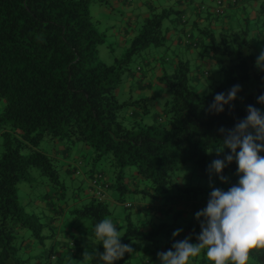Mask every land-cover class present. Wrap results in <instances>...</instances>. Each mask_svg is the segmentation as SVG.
Listing matches in <instances>:
<instances>
[{
	"label": "trees",
	"instance_id": "obj_1",
	"mask_svg": "<svg viewBox=\"0 0 264 264\" xmlns=\"http://www.w3.org/2000/svg\"><path fill=\"white\" fill-rule=\"evenodd\" d=\"M89 1L0 0V99L3 103L0 124H5L0 150V264H29V255L19 253L25 244L19 231H27L32 239L40 242L46 237L40 215L25 208L16 185L20 180H31L30 166H36L50 181H58L54 157L37 148L43 135L77 139L90 145L93 161L105 157L109 162L113 176L110 187L120 194L124 190L144 193L147 187H156L161 195L168 194L171 204H176L175 199L185 200L181 208L172 205L174 210L169 223L154 219L153 215L139 217L134 222L125 215L122 244L132 247L144 240L155 246L163 233V244L170 250L175 242L186 238L185 231L190 230L191 222L197 224L195 213L203 206L200 205L202 199L193 195L195 192L176 194L172 198L167 189L175 182L168 173L189 164L204 173L209 163V149L220 146L223 139L219 129L234 128L247 116L248 105L264 109V105L257 103V98L264 94V67L256 64V53L246 38V30L220 31L217 36L209 30H201L200 55H203V46L205 54L222 72V80L211 92L200 94L188 84V62L176 58L169 71L158 76L169 92L164 103V123L142 121L141 114L146 112L145 97L119 99L117 85L134 54L149 44L165 42L168 35L162 19L170 10L160 8L143 16L124 52L105 63L97 56V44L104 40V33L91 19ZM259 8L264 11V0L260 1ZM213 12L221 14L214 9ZM184 42L197 45V39L191 37ZM249 79H253V88L245 91L242 87L237 94L241 103L235 100L231 111L227 105L220 114L208 111L217 93H226ZM130 105L140 111L120 112ZM124 117L127 123L123 122ZM226 153H230V149H225L219 158ZM125 165H133L134 178L148 182L149 186L137 188L133 180L128 184L123 172ZM232 166L237 168L238 165L233 161ZM183 189L188 191L189 187ZM88 195L86 202L69 208L68 213L86 218L85 232L95 238V224L109 218L111 211L105 198ZM190 195L193 196L190 198ZM117 199L122 200L121 196ZM125 202L124 206L131 205ZM183 214L184 219L179 218L186 223L178 225L176 219ZM57 215L56 219L60 214ZM197 225L200 228V224ZM177 229L182 231L173 237L172 232ZM200 231L190 236L191 243L197 242ZM99 244L97 241L95 249L102 253L104 249ZM68 247L69 255L63 259L66 262L78 255V247L72 241L68 242ZM52 250L50 248L48 257ZM62 258L58 256L59 260ZM132 258V252L126 253L114 264H132ZM156 259L155 255L148 254L140 264ZM191 262L210 264L203 254L192 258L190 264H193ZM85 264L104 262L97 256ZM250 264H264V252L253 253Z\"/></svg>",
	"mask_w": 264,
	"mask_h": 264
},
{
	"label": "rangeland",
	"instance_id": "obj_2",
	"mask_svg": "<svg viewBox=\"0 0 264 264\" xmlns=\"http://www.w3.org/2000/svg\"><path fill=\"white\" fill-rule=\"evenodd\" d=\"M200 1L204 3V5L216 6V0ZM260 1L261 0H245L243 6L237 3L238 5H236L235 8L229 10V12L226 11V13L229 14L228 16L224 14V9L221 14H215L212 11V13L215 14L211 15V18L215 21L214 24L208 23V19H206L205 21L198 22L191 30L195 35H199L201 39H203V34L200 32L201 30H209L217 36L220 31L244 29L246 30V38L253 46L256 57H258L259 54L264 51V11L259 8ZM149 4L155 5L156 8L158 7L157 10H159L162 6L172 4V1L121 0L112 8L110 7V0L89 1L88 11L91 19L96 28L104 33V40L97 44V56L100 60L105 63H110L113 61L114 57H119L124 52L129 39L136 33L141 19L150 12L148 11L144 14ZM170 16H174V13H171ZM162 26L167 28L168 37L165 42L159 45L149 44L138 53L134 54L128 63V69L122 74L121 81L117 85L116 90L119 99H132L140 96L145 97L144 104L146 112L141 114V119L148 123L154 121L164 123V103L169 98V92L165 86L159 82L158 76L163 71H169L171 64L176 59V54L183 58L178 52L174 54L177 50L175 49V45L171 42L173 38L172 31L183 37L185 33L183 31L185 27H183V22H178L176 20L172 21L165 16L162 19ZM172 27H175V29L171 30ZM201 48L203 55L198 80L191 79L193 74L196 75L198 73L196 70L192 69V62L188 59L190 64L188 70V84L196 89L198 93L205 94L211 92L213 87L222 80V72L205 54L206 52L203 46H201ZM253 85V79L241 83V87H243L245 91L251 90ZM141 87L145 89L140 90ZM236 102L241 103V98L238 97ZM2 105L3 103L0 99V110ZM130 110L140 111L136 106L130 105L122 108L120 112L123 114ZM261 112H264V109H262ZM158 117H161V119L159 120ZM123 122L127 123V117H124ZM4 128L5 124H0V150L2 148L1 131ZM217 147L219 146H213L209 149V163L204 173H201L191 164L168 173L172 181L175 182L167 189V192L172 198L176 194H185L188 192L192 194L195 192L193 195L197 197V199H202V202H204L203 206H207L212 187L225 190L229 184L238 183L239 176L236 174L238 166L234 168L232 163L224 168L222 173L224 176L228 177V183H222L218 176L214 174L210 177L208 168L211 163L215 159H224V157L219 158V156L216 155L215 149ZM37 148L54 157L58 181H50V179L42 174L36 166H30L28 169L31 180H20L16 184L18 197L24 203L27 210H33L40 215L41 221L45 224L43 231L46 234L42 242L33 239L30 248L26 249V246H23L19 253L23 256L29 255V264H33L35 260L41 264H85L86 262H82L83 253L86 249L91 251L92 247L96 246L97 240L85 232L86 226L88 225L87 219L78 215L69 214L68 209L75 205L82 204L88 199L89 183L86 179L87 174L102 170L109 181H113L112 168L105 157L93 161L91 159L93 153L92 147L77 139L68 140L67 138L51 137L45 134L40 139ZM260 155L264 156V152L260 153ZM67 164L71 167L70 173L65 170ZM123 172L128 184L133 180L137 182V188L149 186L148 182L138 181L134 178L135 167L133 165H125L123 167ZM210 179L212 187L209 186ZM190 186L199 187L200 189L194 191ZM183 187H189V190H184ZM109 190L111 191V197H105L111 211L109 219L113 221L121 234L125 223V215H128L131 220L135 222L137 218L140 217L139 215L146 214L149 216L152 210L163 211L165 210V203L168 198V194L161 195L159 189L156 187H147L144 193L124 190L120 194L119 191L113 187H110ZM193 195H190V198ZM118 196H121L122 200H118ZM154 196L158 197L154 199ZM27 197H34L32 202H35L37 206H34L33 203L30 204L31 202L25 204L27 202ZM38 200L45 205L47 203L46 207L43 206L40 208L43 203L38 205ZM167 200H170V198ZM125 201L130 202L131 205L124 206ZM167 203H169V201ZM137 205L140 206L141 213L139 212V215L136 210ZM172 205L175 204H171V208ZM29 206H32V208ZM50 207H53L51 210V218L55 219L51 222H47L50 215ZM57 214L60 215L58 216ZM171 214L172 212H169L165 216V213H162L160 218L169 223L172 218ZM56 215L58 216V229H60L63 234L67 232L64 237L65 241H72L73 245L78 247L77 257L68 260V262L58 259L60 255L57 250L58 247L55 242H53L54 246L51 244L56 234ZM167 216L170 217V219H167ZM179 217L184 219L185 214L177 217L176 222L178 225L186 223ZM191 224L190 230L185 231L186 237L191 236L200 229L197 225L200 224L199 221L197 224L196 222H191ZM183 229H185V227ZM51 230L55 231L53 235H51ZM164 240L165 234L161 233L157 238V243L164 242ZM89 241L95 245L89 244ZM152 245H154L153 242L150 243L144 240L136 242L132 246L133 258L137 260L144 254L148 255V249ZM50 248L56 253V259H53L54 256L51 260L49 259L48 252ZM132 259L130 260L132 261Z\"/></svg>",
	"mask_w": 264,
	"mask_h": 264
},
{
	"label": "clouds",
	"instance_id": "obj_3",
	"mask_svg": "<svg viewBox=\"0 0 264 264\" xmlns=\"http://www.w3.org/2000/svg\"><path fill=\"white\" fill-rule=\"evenodd\" d=\"M256 64L264 67V51L257 57ZM241 90V85L236 84L226 93H217L208 111L220 114L226 105L231 111ZM257 103L264 105V94L257 98ZM219 131L223 139L215 149L216 155L220 156L225 149H230V153H226L224 159H215L211 163L209 175L214 174L222 183H228V177L222 173L235 161L238 183L224 191L212 187L210 179L212 191L207 206L195 213L201 229L197 242L191 243L190 236L175 242L170 250L157 254L160 264H190L192 258L201 254L210 264H250L253 253L264 252V156L260 155L264 152V112L248 105L247 116L234 128H221ZM181 231L175 230L173 237L179 236ZM94 235L104 251L98 252L95 247L91 251L86 249L82 262L98 256L104 264H114L126 253L133 252L130 245L121 243L123 236L109 218L95 224ZM52 257L50 254L49 258Z\"/></svg>",
	"mask_w": 264,
	"mask_h": 264
},
{
	"label": "crops",
	"instance_id": "obj_4",
	"mask_svg": "<svg viewBox=\"0 0 264 264\" xmlns=\"http://www.w3.org/2000/svg\"><path fill=\"white\" fill-rule=\"evenodd\" d=\"M119 1H121V0H110V7L112 8V7L116 6L119 3ZM171 1H172V4H169L167 6H162L163 8H167V9L170 10V13L166 17L169 18L172 21L176 20L178 22H183V27L185 26L183 28V31L185 32L183 37H181L180 35L175 34L174 31H172L173 38L171 39V42L173 43V45H175V49L177 50V51L174 52V54H176L178 52L179 54H181L183 56V58L180 57L178 54H176L175 57L186 60L188 62L189 67H190V64H189L188 59H190L191 62H192V64H191L192 69L196 70L197 73H198L196 75L193 74L191 76V79L198 80V78H199L198 75H199V72H200V66H201V62H202V55H200V47H199V40H198L199 35H195L191 29H192L193 26H196L198 22L205 21L206 19H208V23L214 24L215 21H214L213 18H211V15H215L216 14V13L215 14L212 13V11L215 8V6L213 7V6L204 5V3H202L200 0H171ZM229 1L230 0H224L223 9L225 10L224 14L226 16L229 15V14L226 13V11L229 12V10H232L233 8H235L236 5L240 4V5L243 6L244 3H245V0H235L234 3L229 2ZM226 6H227V8H226ZM162 7H160V8H162ZM157 8H156L155 5H150L149 4L147 9H146V11L144 12V14H146L148 11H151V10L155 11V10H157ZM171 13H174V16H170ZM174 29H175V27H172L171 30H174ZM186 34H188L189 38L191 37L193 39H197V45L196 46H191L190 44H187V43L184 42V36ZM171 66H172V64H171ZM144 89L145 88H143V87L140 88V90H144ZM66 170L69 171V172L71 171V167L68 166V164L66 165ZM91 174L89 173V174L86 175L87 181H89V178H90ZM83 175H84V173H83ZM105 176H106V174H105ZM106 179L109 182V184H108V187H107V189L105 191V197L110 198L111 197V194H110L111 191L109 189H110L111 180L109 181V179L107 177H106ZM181 199L182 198L174 200L175 203H176L175 204L176 208H181V206L186 202L185 200H181ZM166 201L167 202L169 201V203H167ZM166 201H165L166 202L165 203V206H166L165 210H163V211L152 210L151 215H153L154 219L160 218L162 213H165V216H166L169 212H173L174 209H173V207L171 208V201L167 200V199H166ZM29 202H31L30 204L33 203L34 206L36 205L35 202H32L31 197H27V202L25 204H28ZM200 202H201L200 205L203 206L204 202H202V201H200ZM42 203L43 202L38 200V205H40ZM43 206L46 207V205L43 203V205H41L40 208L43 207ZM205 207L206 206H203L202 208L204 209ZM51 210L52 209H50V215L48 217L47 222H51L53 219H55V218H51V213H52ZM136 210H137V214L139 215L140 206L137 207ZM139 216H140V218L143 219L147 215L143 214V215H139ZM58 226H59V224H58V217H57L56 230H55L56 234L53 237L54 241L52 240L51 244L54 246L53 242L56 243V246L58 247L57 250H58L59 254L61 255V258L63 257L62 258V260H63V259H66L65 257L69 255V253H68L69 250L68 249H70V248L68 247V241L66 242L65 239H64V237L66 236L67 232H64V234H63L62 231H60V229H58ZM55 231L51 230V235H53ZM19 232L24 236L23 243H25V244L23 246H26V249L30 248V244L32 243V240H33L32 237L29 236L27 231H19ZM150 248H152V250H150ZM167 250H168L167 246H165V244H163V242L161 244L158 243L155 246L149 247V249H148V252H150L149 254L155 255L156 258H157L156 261L152 260L149 264H158L159 258H158L157 254L159 252H165ZM52 254L54 256L53 259H55L57 256H56V253L53 250H52ZM146 255L147 254H144L142 257H140L137 260L135 258H133L132 259V264H140L141 260H144V256H146ZM49 259L51 260L52 258H49ZM191 263H193V262H191ZM33 264H41V263H39L37 260H35L33 262ZM159 264H160V261H159Z\"/></svg>",
	"mask_w": 264,
	"mask_h": 264
},
{
	"label": "built area",
	"instance_id": "obj_5",
	"mask_svg": "<svg viewBox=\"0 0 264 264\" xmlns=\"http://www.w3.org/2000/svg\"><path fill=\"white\" fill-rule=\"evenodd\" d=\"M234 0H230L229 2H233ZM223 0H216V6L214 8L215 12L222 13L223 12ZM188 34L184 36V40L187 41ZM89 193L97 198L105 197V190L108 186V181L106 179L105 174L101 171H94L89 178ZM125 205H128V202H125Z\"/></svg>",
	"mask_w": 264,
	"mask_h": 264
}]
</instances>
